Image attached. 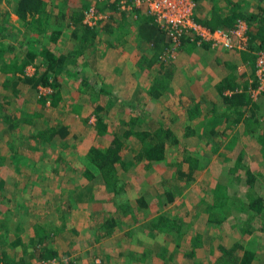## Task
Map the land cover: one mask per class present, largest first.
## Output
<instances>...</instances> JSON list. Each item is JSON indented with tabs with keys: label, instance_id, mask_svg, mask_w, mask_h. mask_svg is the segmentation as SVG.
<instances>
[{
	"label": "rangeland",
	"instance_id": "obj_1",
	"mask_svg": "<svg viewBox=\"0 0 264 264\" xmlns=\"http://www.w3.org/2000/svg\"><path fill=\"white\" fill-rule=\"evenodd\" d=\"M193 1L194 9L199 3ZM11 2L14 3V0L0 2L1 19V15L8 21L17 18L12 12ZM101 2L104 3L101 4ZM209 2L210 0H203L202 4L207 5ZM259 2L264 5V0H259ZM56 3L62 7L66 3L70 7L67 9L68 12L71 8L75 9L72 11L74 12L86 9L84 7L88 6L97 9L105 16L98 18L97 23L92 25L99 26L103 23L99 27L95 41L92 42L93 45L85 47L83 55L77 57L79 64L72 68V72L67 73L62 70L61 78L64 82L61 90L62 98L55 106H51L48 101L36 100V94L37 96L47 94L50 92V86L40 85L34 89L25 84L23 80H18V76L23 74L16 73V78L15 75H11L14 72L12 66L0 63V120L10 113L13 115H10V118L13 119L12 122L16 129L21 125L25 130L34 131L45 128L48 132L52 131V128L56 129L58 126H53L60 123L63 118L68 117L70 120L67 140H60L61 142L56 143L53 148L43 147L41 149L39 159L46 160L43 177H40V170H31L34 181L30 186H26L27 188H24L22 183L12 185L10 182L5 184L0 182V205H2L0 212L7 213L8 209L11 210L8 219L6 218L7 230H0V249L12 255L15 260L29 255L31 245L34 246L32 237L47 229V220L52 215L46 213L45 210L49 205L48 196H56L54 187L57 185H45L46 179L51 176L53 184L61 182L59 178H63L66 182L72 171L76 169L74 166L78 160H84L86 156L82 151L78 153V145L84 147L92 143L105 147L106 138L118 134L122 137V146L124 147L120 148L122 162L115 163L117 172L120 171L121 175V182L118 181V185L115 187L112 184L116 190H113L110 184L98 182L97 178L99 175L102 176L97 167L89 161L92 165L88 172L82 176L86 181L91 179L92 183L86 184L85 189L96 193L89 194L84 190L88 195L87 198L99 202L101 211H92L94 213L89 214L85 210H80L82 211L81 216L88 215L91 218L88 221L91 228L86 226L89 231H82L84 239L87 238L86 241L90 237L88 249L90 251L82 256L75 252L76 264H123V261H119L118 258H124L134 252L138 253L136 251L152 250L151 244H153L152 240L156 234L152 224L159 215L175 219L176 227L174 226V229L170 230L172 234L168 237L158 238L156 242L158 251L163 244L171 243L175 256L183 254L186 259L182 260L187 262V255H185L187 249L196 248L195 253L200 251L198 254L200 259L196 260L197 264H203L209 260L210 257L205 256L207 253L221 256L214 245H210L211 249H208L205 243L195 247L194 241L196 242L195 238L199 236L198 232L205 242L207 239L210 240V235L207 236L208 232L216 235L218 233L213 230L216 223H211L206 219L205 201L210 199L211 191L216 184L221 185L222 189L227 190L233 196L241 198L239 205L233 206L235 209L229 216L230 220L227 219L224 225L230 227L231 220L235 219L238 222L242 219L240 214L246 213V202L242 197L249 190V185L245 183L244 169L253 174V184L250 189L264 195V153H262L259 142L249 134L247 137L245 136L243 122L240 121L228 123L226 119H215L210 112L204 114L200 113V110L197 111V118L187 120V95L177 94L175 90L172 91L173 88L164 84V81L169 77L167 76L168 72L165 69L162 73H158L161 68H157L152 57V54H155L154 45L143 36L146 33L145 30L141 32L143 26L139 25V22L142 15L154 26H160L148 12L145 3L136 6L131 12L132 14L119 10L116 3L110 0H96V2L93 0H58ZM6 11L9 12L6 14ZM15 21L17 22V20ZM82 22L91 26L84 22V11ZM119 28L123 36L117 35ZM20 32L22 35L23 31ZM11 34L18 35L13 30ZM10 37L13 38V36ZM13 40L15 42L13 44L17 46V38H13ZM59 43H63L65 48H79L77 41L68 37L63 36ZM182 43L181 47L184 44ZM137 49L142 54L139 57L142 64H138L136 61L138 57L135 51ZM231 51L234 52V49ZM173 54L175 56L178 53L174 51ZM235 54L237 56V53ZM180 62L187 75V60L181 59ZM133 66L138 67L133 70ZM213 67H216L218 73L224 71L220 64L214 63ZM33 70V66L30 65L25 68L24 72L30 74ZM107 70L111 73L104 72ZM131 70L134 72L130 73ZM102 73L104 74L102 75ZM80 77V80L89 81L90 77L97 80L95 84L94 82L92 84L95 89L99 88L98 84L101 82L100 80H103L100 86L104 91L99 90V93H94L93 96L92 93L82 96L72 92L70 94L68 88L72 83L78 82V86L84 85L78 80ZM13 79L17 80L16 84L12 83ZM204 83L205 81L198 83L195 91ZM250 98L257 106L256 111L259 114L260 122L263 123L261 129H264V91L259 93L256 98L251 96ZM3 100L12 101V104H4ZM73 101L76 103L73 104ZM137 102L140 103V106L137 105ZM100 105H103V110ZM220 111L221 109L217 112L212 110V113L219 114ZM243 113L247 114L246 110ZM233 115L235 116V114ZM98 116H102L108 122L109 127L103 133H97L95 128ZM4 123L5 121H1L0 129ZM158 126L165 128L167 133L170 131L165 138L163 158L144 164V158H135L142 145L137 134L142 130L152 132ZM222 129H225L226 132L222 133ZM124 130L132 135H124ZM57 136L59 135L55 136L56 140L59 138H56ZM239 155L241 160L238 162ZM56 156L63 158L59 159ZM59 163L61 164L56 165ZM55 165L59 166V170L52 169V166ZM190 165H196L199 170L195 179H188ZM237 165L241 168L238 169ZM19 173L17 181L20 177H24L23 169ZM60 187L63 188V191L66 188L65 185ZM24 193H29V198H24ZM139 197L144 200L146 207H143ZM28 210L30 212H27L25 216L24 212ZM110 216H114L116 220L112 230L114 233L94 240V234L98 230L99 224L105 217ZM39 219L40 222L37 221ZM1 220L0 216V222ZM158 226L161 227V225ZM244 230L242 225L233 226L230 233L223 232V241L229 245L232 238H242L245 242L249 240L247 238L250 236L256 238L259 240L257 243L262 246L258 247L260 250L255 254L253 264H264V245L262 244L264 232L255 233L253 231L251 234H247ZM62 231H65L66 234L59 235ZM68 231L69 229L65 227L56 232L52 231L47 242L55 249L58 247L59 252H63L61 249L65 244L63 237L67 235ZM16 232L21 234L17 242L14 239ZM225 236L228 238L225 239ZM202 247L206 248L204 253L203 250H200ZM110 248L117 250L118 257L107 256L104 249ZM166 250L163 248L164 252ZM36 252L37 249L34 246L33 254ZM240 255L239 249L234 256H225L224 264H238ZM26 260L30 264H37L39 261L37 256ZM150 260L158 262V257L150 256Z\"/></svg>",
	"mask_w": 264,
	"mask_h": 264
},
{
	"label": "trees",
	"instance_id": "obj_2",
	"mask_svg": "<svg viewBox=\"0 0 264 264\" xmlns=\"http://www.w3.org/2000/svg\"><path fill=\"white\" fill-rule=\"evenodd\" d=\"M3 0H0L2 2ZM8 1V0H7ZM54 1V2H53ZM58 0H14L13 10L17 14V22L24 26L25 31H29V35H24L20 32V25H15L7 20V18H0V63L7 64L12 66L13 71L11 75L23 74L18 76V80H23L25 84L34 89H37L40 85L50 86V92L47 94H36V100L40 102L48 101L51 106H55L62 98V86L63 80L61 78V71H66L67 73L72 72V68L77 66L79 62L77 61V50L83 52L85 47L90 46L92 42L95 41V36L99 31V27L87 26L82 22L83 10L68 12L64 6L57 5ZM96 2V0H93ZM203 0H195V2L200 3ZM56 3L53 8L56 10L48 9V4ZM104 2H101L103 4ZM88 7V6H87ZM84 7V8H87ZM114 8V7H113ZM207 14V16H205ZM205 15L195 11L193 18L203 24L209 25L211 27L215 26H224L230 28L238 18L245 20L247 24V46L245 49L234 50V53H237L238 61H247L252 67H255L256 54L259 50L264 49V5L261 2L253 0H211L209 2L208 8L205 10ZM54 17V18H53ZM54 20H58L60 26L70 28L72 32V39L77 41V46L79 48L68 49L57 42L58 35L57 24H54ZM58 21H56L58 23ZM64 23V24H63ZM139 25L143 27L141 29H154L153 32L149 33V39L154 44L155 55L161 51L165 50L167 45H170L172 42L170 38L165 34V31L160 27L155 25L152 28L150 27L149 20L143 18V15L140 19ZM148 27V28H147ZM48 29V31H47ZM52 29V30H51ZM60 29V28H59ZM16 31L17 36L11 34V32ZM20 32V33H19ZM147 34V32H146ZM157 34V37H153ZM17 38V46L13 44V40L9 37ZM19 36V37H18ZM165 36V37H164ZM164 37V48H158V44ZM183 43L185 41L193 43L194 41L190 40V36L186 34V37L183 38ZM15 43V42H14ZM59 43V44H58ZM182 43V44H183ZM203 45H210L208 42H203ZM64 45V44H63ZM93 45V44H92ZM75 47V46H74ZM221 49H227L224 46H220ZM68 49V50H67ZM183 47H177L174 51H180ZM158 51V52H157ZM160 53V54H161ZM159 54V56H160ZM83 55V54H82ZM81 56V55H80ZM161 59V58H160ZM168 59H161V61H166ZM223 60L226 63V66L229 68V72L225 74L223 78L219 81L217 85L219 92H222L220 95L222 100L232 107H236L235 116H224L226 122H243V129L245 136L249 134L251 137H254L257 142H259L262 147V153H264V129L262 127V121L260 122L259 114L256 109L254 101L251 100L249 93L243 87L238 84L241 79L242 72H235V64L230 63L225 57L221 54L218 57V60ZM74 63V64H73ZM31 64L34 68L33 72L28 74L25 73V67ZM78 71V70H75ZM104 73H102L103 75ZM98 75V74H97ZM101 75V77H102ZM240 78H238L237 77ZM17 78V76H16ZM15 78V79H16ZM103 78V77H102ZM101 78V79H102ZM13 79L12 83L16 84L17 80ZM78 78V80H80ZM256 82V78H253ZM83 82V86H78V82L72 83L69 86L68 91L71 94L76 93L77 95L89 94L92 96L94 93H99V90L104 91L101 88V83L103 80H100L99 88L95 89L92 87V77L88 80H80ZM97 82V80L95 81ZM82 85V84H81ZM241 87L236 90V88ZM93 88V90H91ZM225 89L231 90V94H225L223 91ZM15 91L17 89H14ZM97 90V91H96ZM88 91V92H87ZM76 99V98H75ZM76 101H73L75 104ZM103 110V105H100ZM246 110L247 114L243 112ZM70 125L69 118L65 117L60 120V123H56L55 126H58L56 129L52 128V136L59 134L60 136H65L68 134V126ZM108 122L102 116H98L95 128L97 133H103L107 129ZM226 132L223 129L224 133ZM170 131L167 133L166 129L162 126H158L152 132L148 130H142L137 134L138 139L142 142V145L139 147L138 153L135 155L136 159L144 158V163H149L152 161L160 160L164 155L165 148V138L169 135ZM124 135H132L127 130L123 131ZM121 136L113 135L109 137L108 144L105 147L96 146L95 144L89 143L88 148L86 149L85 155L94 166L97 167V170L101 174V178L104 183L113 184L114 187L118 185L119 176H117V169L115 166L116 162H122V154L120 152L121 147ZM234 141V139H233ZM241 155V154H240ZM237 159L238 162L241 160ZM2 157L0 156V161ZM193 164V163H192ZM238 169L241 168L237 165ZM190 168L187 174L188 179H195L199 170L196 165H190ZM246 176L245 183L249 185V190L243 195L246 202V213L240 214L241 218L238 222L231 220V224L227 234L230 233V229L235 225H242L245 230V233L251 234L253 231L255 233L264 232V195L260 192H255L251 190L253 180L252 173L247 169H244ZM226 191V192H225ZM205 200L207 198H204ZM241 198L233 196V194L228 193L227 190L222 189L221 185L216 184L211 191L210 199L205 201L206 205V214L207 219L211 223H216V226L222 228L226 220L229 219V216L234 211L233 206H238ZM2 205H0V210ZM238 209V207H237ZM235 213V212H234ZM7 215V214H6ZM4 216L2 222H0V230H7L6 218L9 216ZM230 220V219H229ZM162 225L166 224L171 228L175 225L176 220L172 218H166L165 216L159 215L153 220ZM241 221V222H240ZM116 220L114 217L105 218L100 224L95 233V238L107 236L112 233ZM157 223H153L155 227L158 226ZM168 229H166L167 231ZM169 230V231H170ZM47 232H41L37 235V239H31L35 248L37 249L36 254H33L34 246L31 245V250L28 252L29 255L24 257H19L17 260L8 254L6 251L0 249V260L7 262L8 264H30L26 259L37 256L38 260L47 259V258H56L58 260H67L65 264H76L75 254L72 252H66L62 249L63 252H59L57 248L55 249L47 241L49 240ZM226 234V235H227ZM220 235V234H218ZM21 234L16 232L14 239L16 242L20 239ZM227 237V236H226ZM228 238V237H227ZM196 242L195 247L200 244L198 238H195ZM249 239V240H248ZM247 242L243 239H233L229 245L222 243L218 245V250L221 256H214V264H224L226 262L225 256H234L237 254L239 249L241 250V255L238 260V264H251V261L254 260L255 254L258 252V247L262 246L257 243L256 238L250 236L247 238ZM199 241V242H197ZM264 245V242L262 243ZM239 248V249H238ZM196 248H189L188 250L194 253ZM187 255V251L186 254ZM222 257V259H221Z\"/></svg>",
	"mask_w": 264,
	"mask_h": 264
},
{
	"label": "crops",
	"instance_id": "obj_3",
	"mask_svg": "<svg viewBox=\"0 0 264 264\" xmlns=\"http://www.w3.org/2000/svg\"><path fill=\"white\" fill-rule=\"evenodd\" d=\"M202 2L199 3L197 6H195L194 11H193V15H194L195 11L197 13L201 14V16L205 15V10L208 8L209 3L207 5H203ZM210 2H211V0H210ZM11 4H12V7H11L12 12L17 16L15 11L13 10L14 3L11 2ZM55 5H56V3L48 4V9L53 8ZM64 8H65V10H66L65 12L67 14L68 13L67 9H69L70 7H68L66 5V3H64ZM56 9H57V7L55 9H50V10H56ZM73 10H75V9L71 8L69 12H71ZM7 12H9V11H6V14H7ZM205 16H207V14ZM9 17H10V15H9ZM15 20H17V18ZM15 20L11 19V20H9V22H11L15 25L16 24L20 25ZM56 21H58V20H56ZM56 21L54 20V24L58 25L57 32H56V34L58 35L57 42H60V40L63 36L66 38L68 37V38L72 39L73 37H72V32H71L70 28H68V27L64 28V27L60 26L59 21H58V23ZM149 23H150L149 28L154 27V24L150 20H149ZM102 24L103 23L99 24V26L101 27ZM99 26L97 25V27H99ZM20 31H23L24 35L30 34L29 31L24 30V26H22V24L20 25ZM47 31H48V29H47ZM143 31L144 30L141 29V32H143ZM153 31H154V29H147L145 31V32H147V34L145 33V35H143V36L146 39L150 40L149 39L150 38L149 33L153 32ZM117 35L123 36V33L121 32L120 28L118 29ZM153 37H157V34H155ZM164 37H163V40H161L159 43H157L158 44L157 47L159 49L162 47L164 48V46H165ZM9 38L13 40V38H11V37H9ZM124 41H125V39H124ZM13 42H14V40H13ZM150 42L152 43L151 40H150ZM63 43L61 44V46H64ZM182 47H183V49L181 51L176 52V53H178V54H176L177 57L175 55L173 58H170L164 62L161 61L159 58V54L161 53V51L160 52L157 51L158 53L156 55L152 54V57L154 59V63L156 64L157 68L158 69L161 68L158 71V73H162V71H164L165 69L168 72L167 76H169V77L167 78L166 81H164V84L173 88L172 91L175 90V92L177 94L187 95V120H189V119L194 120V118H197L198 117L197 111H199V110H200V113H204V114L205 113L208 114V112H210V114L213 115L215 119L216 118L225 119L224 116H230V115L235 114L236 109H233V108H236V107L232 108L231 105L230 106L227 105L222 100V97L220 95L222 92H219V88L217 86L219 84V81L221 80V78H223L225 76V74H227L229 72V68L226 66V63L223 60L217 61L218 57L221 54L227 60L228 59L232 60L229 62L234 63L236 65L235 69H234L235 72L244 71L243 73H241V79L238 77V75H237V77L240 79L238 84L241 85L242 87L244 85L243 88H245V90H247L248 86L251 84L250 81L255 77L254 65L252 67L249 63H247V61H238V57L234 53L236 50L234 52H232L231 50H228V49L225 50V49H221V48L211 47L210 45L205 46L203 44H196L195 42L191 43V42H187V41L184 42ZM70 49H74V48L70 47ZM82 53L83 52H80L79 50H77V54H79L78 57H80V55H82ZM135 54L138 57L136 59L137 63L142 64V62L139 58L142 55L141 52L137 49L135 51ZM181 59L187 60V75L185 73L184 67L182 69V64L180 62ZM241 62H245V65L238 66ZM214 63L220 64L224 68V71L218 73L216 67H213ZM30 65L28 64L27 66H30ZM136 67H138V66H133V70L136 69ZM133 70H131L130 73H133L134 72ZM98 72H100V71L98 70ZM104 72L108 73L109 71L107 70ZM109 73H111V72H109ZM152 79L155 80V78H152ZM202 81H205V83L202 84L197 91H195L196 85ZM93 82L95 84V80L92 79L91 84H93ZM253 83H254V80H253ZM227 90L228 89H225L223 91V93L227 94ZM3 102H4V104H12V101H9V100H7V101L3 100ZM137 105L140 106V103L137 102ZM205 109H207V110L205 111ZM220 109H221V111L219 112V114H213L212 113V110L217 112ZM10 115L11 114L9 113V115L3 116L2 120H0V127L2 125L1 121L2 122L5 121V123L2 126V129H0V156L2 157V159L0 161V182L2 184L10 182L12 185L14 183H20V184L22 183L23 186H25L24 188H27L26 186H28V185L30 186L31 183L34 181V180H32L33 179V172L31 170H40V172H41L40 177L44 176V175H42V173H44V167H45V161L46 160L39 159V157H41V156H39V154L42 152L41 149H43V147L53 148L56 145V143L61 142L60 140H62V141L65 140L67 138V135L60 136L59 134H56V135H59L56 137V138L59 137L56 140L55 137L52 136L53 134H51L52 131L48 132L45 128L44 129L40 128V130L30 131V130H25V128L21 127V125H20L16 129L15 126L13 125V122H12L13 119L10 118ZM11 116H13V115H11ZM69 122H70V120H69ZM22 123H23V120L21 121V124ZM187 128H189L188 125H187ZM28 129H30V128H28ZM221 131L223 132V129ZM111 136H113V135H111ZM120 140H121V147L120 148L123 149L124 146H122V142H123L122 137L120 138ZM108 141H109V136H108V138H106V144H108ZM88 146H89V144L85 145L84 147H79V145H78V149H77L78 153H81V151H82V153L85 154ZM34 155H35V157H34ZM56 158L60 159L63 157L62 156H59V157L56 156ZM68 161H70V160H68ZM88 161L89 160L86 156L84 157V160H78V163H76V165L74 166V167H76V169L74 171H72V173L70 174L71 175L70 178L67 179L66 182H64L63 178H59L60 180L59 179L58 180L61 182H58V184H53L52 183L53 182L52 177L47 175V176H49L48 179L51 182H48L49 180L46 179V183H45V185H57V186L54 187V192H55L56 196H54V197L48 196L49 205L45 210L46 213H49V215L52 214L54 217L52 215L49 217V219L47 220V224H46L47 229L43 230V232L44 231L47 232L45 234H48V237H47V239H48L50 236V233L52 231L56 232L58 229L62 230L63 227L68 228L69 231H68L67 235L63 237V240H65L64 241L65 244L63 245L64 248H61V249H64L66 252H72L74 254H75V252H78L79 256H82L83 254H86V253H88V251H90V250H88L90 237L86 241L87 238L84 239V235H82V231H84V230L89 231L86 228L87 227L89 229L91 228L90 222H88L91 218H89L88 215L81 216L82 211H80V210L81 209L85 210V212H88L89 214L101 211L99 209V202H97L93 199L87 198L88 195H86V193H85V190L89 194H95L96 193V192L90 191L88 189H85L86 184L92 183L91 179L86 181L82 178L83 174L87 173L88 169L92 165V164H90L92 162L89 161L90 162L89 163ZM60 164L61 163L56 164V165H60ZM56 165L52 166V169L59 170V166H56ZM120 165H122V164H120ZM21 169H23V171H24V173H23L24 177L23 178L20 177L19 181H17L18 175L20 174L19 172H21ZM71 169L73 170V168H71ZM117 176H119L118 179L120 181V179H121L120 171L117 172ZM97 179H98V182L101 181L102 183H104V181L102 180L100 175H99V178H97ZM35 180H38V179L36 178ZM35 182H43V181H35ZM83 184L85 187L83 186ZM63 185L66 186L64 191H63V188L60 187ZM110 186L113 187L111 184H110ZM69 187H71V188H69ZM113 190H116V189L113 187ZM29 195H30L29 193L28 194L24 193V198H26V199L29 198ZM138 199H140V202L143 205V207H146L144 200L141 197H139ZM164 203H166V201H164ZM92 211H94V212H92ZM205 211H206V209H205ZM10 212H11L10 209L7 210V213L4 211H1L0 212L1 219L3 220L4 216L6 214L8 216L10 214ZM27 212H30V211L29 210L25 211L24 212L25 216H26ZM156 216H157V214H156ZM170 216H172V215H170ZM8 217H7V219H8ZM168 218H171V217H168ZM206 219H207V214H206ZM2 220H1V222H2ZM37 221L40 222L41 220L39 219ZM84 222H86V223H84ZM153 223H157V222L153 221ZM157 224L161 225V227H159V226L155 227L152 224V226L155 228V232H156L154 239L152 240L153 244H151L152 250H148L147 252L145 250L136 251L138 253L134 252L132 255L124 256V258H120V259L118 258V260L123 261V264H197L198 263L196 260L200 259L198 257V254H200L199 253L200 251L198 253H195L196 251L194 253H192L188 250L189 249L188 248L187 249V262H186V260H182V259H186V257L183 254H179L178 257L175 256V254L173 253L174 250L172 248L171 243L163 244L162 246L159 247L160 250L158 251L157 246H156V242H157L158 238L168 237L170 234H172V231H169L170 230L169 225H166V224L162 225L160 223H157ZM38 225L39 224L37 223V227H38ZM46 225H44V226H46ZM74 226H77V227L75 228ZM174 226L176 227V223ZM174 226L171 228L172 230L174 229ZM166 229H168V230L166 231ZM213 230H216V233L217 232L218 233L216 235V234H213L212 232H208L207 236L210 235V240L207 239V242H205L203 240V238L199 232H198L199 236H196V238L199 239L200 244H204V243L207 244L208 249L209 248L211 249L210 245H212V246L214 245L216 248V251L219 252L218 245L222 244V243L225 244V242L223 241V232H228L229 228L227 226H223L222 228H219V226L214 225ZM210 231H212V230H210ZM161 232H165V233H161ZM64 233L66 234L65 231H62V233H60L59 235L64 234ZM95 233L97 234V230ZM112 233H114V232H112ZM218 234H220V235H218ZM37 235H39V234H37ZM165 235H167V236H165ZM95 236L96 235L94 234V238H95ZM32 238L37 239V236L34 235ZM99 238L97 240H99ZM224 238L226 239V236ZM236 239H238V238H236ZM94 240H96V239H94ZM159 240H162V239H159ZM217 240H219V241H217ZM85 241H86V243H85ZM199 241H197V242H199ZM154 243H155V245H154ZM101 245L103 246V248H105L103 243H101ZM163 248L167 249L166 252L163 251ZM202 248H204V249H202ZM202 248L200 250H203V253H204L206 251V248L205 247H202ZM104 251H105V253H107V256H109V257H115V258L118 257L116 255L117 250H113L112 248H110L108 250L104 249ZM240 252H241V250H240ZM154 255H156L158 257V262H157V260H150V256H154ZM205 256H209L210 258H208L209 260H206L203 264L215 263V261H214L215 254L214 253L212 255L207 253V254H205ZM191 260H193V262H191ZM5 263H7V262H5ZM253 263H254V260L251 261V264H253Z\"/></svg>",
	"mask_w": 264,
	"mask_h": 264
},
{
	"label": "built area",
	"instance_id": "obj_4",
	"mask_svg": "<svg viewBox=\"0 0 264 264\" xmlns=\"http://www.w3.org/2000/svg\"><path fill=\"white\" fill-rule=\"evenodd\" d=\"M114 1L118 9L123 12H131L136 6L145 3L148 12L152 14L154 20L165 31L170 38L171 44L165 47L160 54L161 59H168L174 56V50L181 47L183 38L186 34L190 36V40L196 44L208 42L211 47H226L228 50H241L247 46V24L241 18H238L230 27L215 26L200 23L193 18V0H110ZM105 15L95 8L87 7L84 9V22L89 25H95L98 18ZM245 65L241 62L238 66ZM255 78L250 81L247 90L251 97L256 96L264 91V49L259 50L255 59ZM241 87H237L236 90ZM227 94H231V90H227ZM67 260H58L56 258L41 259L37 264H65ZM0 264H8L0 260Z\"/></svg>",
	"mask_w": 264,
	"mask_h": 264
},
{
	"label": "clouds",
	"instance_id": "obj_5",
	"mask_svg": "<svg viewBox=\"0 0 264 264\" xmlns=\"http://www.w3.org/2000/svg\"><path fill=\"white\" fill-rule=\"evenodd\" d=\"M159 58H160V56H159ZM171 58V57H170ZM170 58H168V59H170ZM161 60V59H160ZM247 92H248V90H246Z\"/></svg>",
	"mask_w": 264,
	"mask_h": 264
}]
</instances>
